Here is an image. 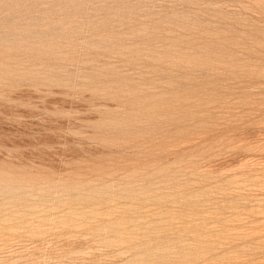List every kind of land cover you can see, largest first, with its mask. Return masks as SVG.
Here are the masks:
<instances>
[{
  "label": "rangeland",
  "instance_id": "1",
  "mask_svg": "<svg viewBox=\"0 0 264 264\" xmlns=\"http://www.w3.org/2000/svg\"><path fill=\"white\" fill-rule=\"evenodd\" d=\"M0 264H264V0H0Z\"/></svg>",
  "mask_w": 264,
  "mask_h": 264
}]
</instances>
